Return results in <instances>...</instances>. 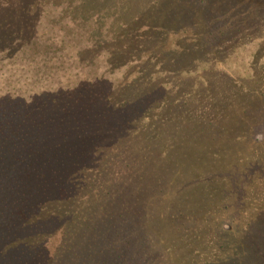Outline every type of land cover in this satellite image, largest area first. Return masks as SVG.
<instances>
[{"label":"trees","instance_id":"obj_1","mask_svg":"<svg viewBox=\"0 0 264 264\" xmlns=\"http://www.w3.org/2000/svg\"><path fill=\"white\" fill-rule=\"evenodd\" d=\"M0 264H264V0H0Z\"/></svg>","mask_w":264,"mask_h":264},{"label":"rangeland","instance_id":"obj_2","mask_svg":"<svg viewBox=\"0 0 264 264\" xmlns=\"http://www.w3.org/2000/svg\"><path fill=\"white\" fill-rule=\"evenodd\" d=\"M45 21V20H43ZM78 37H74L70 35V41L68 43H76ZM256 44H250L247 47H241L237 49L226 61L227 64L223 65V68L226 67V71L231 74H241L246 73V68L249 67V61L251 59L252 53L255 49ZM70 49V48H69ZM73 60L64 61L62 63V66L64 68V72L59 70L58 73H49L46 75V77L41 80V82L38 84H45L50 86H57V85H63V83L69 78L70 80L74 79V72H78L72 68ZM82 73V72H80Z\"/></svg>","mask_w":264,"mask_h":264}]
</instances>
